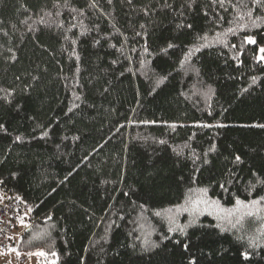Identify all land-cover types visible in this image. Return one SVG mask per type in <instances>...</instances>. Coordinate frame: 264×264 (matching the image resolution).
<instances>
[{
    "label": "trees",
    "instance_id": "16d2710c",
    "mask_svg": "<svg viewBox=\"0 0 264 264\" xmlns=\"http://www.w3.org/2000/svg\"><path fill=\"white\" fill-rule=\"evenodd\" d=\"M90 2L0 0V89L12 93L10 103L0 99L6 128L0 131V195L19 196L31 220L17 249L31 264H48L29 260L27 252L37 250L55 251L57 264H188L190 256L197 264H264V250L242 260L240 253L250 249L246 236L237 239L245 235L238 230L190 228L189 252L181 239L141 253L136 239L141 225H151V240H161L167 225L151 211L181 202L193 177L191 149L202 153L216 145L193 186L209 187V196L222 205L264 195V184L252 196L245 191L264 179V128L250 126L264 124V63H256L253 45L232 58L246 36L264 46V9L248 0L252 19L261 17L254 27L246 16L236 19L238 0L224 8L210 0H196L192 8L185 0H169L171 8L162 6L164 0ZM44 12L52 15L40 24ZM178 23L192 27L177 29ZM217 33L226 44L217 42ZM204 35L210 46L181 69L183 52ZM169 42L178 47L159 54ZM164 75L168 79L156 87ZM236 154L244 161L239 166L230 163ZM227 169L232 172L225 175ZM230 177L224 192L217 184ZM190 219L179 217L181 223ZM200 223L217 221L202 216ZM41 233L45 239H33Z\"/></svg>",
    "mask_w": 264,
    "mask_h": 264
},
{
    "label": "snow or ice",
    "instance_id": "6c2138e0",
    "mask_svg": "<svg viewBox=\"0 0 264 264\" xmlns=\"http://www.w3.org/2000/svg\"><path fill=\"white\" fill-rule=\"evenodd\" d=\"M129 4L132 3V0H127ZM65 3H67V0H65ZM108 3L111 4L112 0H108ZM196 3V0H185V5L188 8H192L193 5ZM226 3H230V0H210V4L212 5H219L221 8H224ZM251 3L254 8L256 9H264V0H251ZM90 7H96V0H91ZM166 8H171L172 4L169 3V0H164V3L162 5ZM184 5H182L183 7ZM240 8L245 9L243 13L239 11ZM227 10V9H225ZM27 11V9H26ZM43 12V9L41 10ZM73 11H77V9H73ZM144 15H149L148 8L143 9ZM83 14V13H81ZM52 14L49 12H44L43 16L40 17V19L37 21L40 24H46V20L44 17L51 16ZM59 15V13H57ZM183 15V13H181ZM207 15V13H205ZM248 17L249 19L253 18V8H250L248 5V0H238L237 3V20H244V18ZM223 17H220L222 19ZM261 17H256L255 19H252V24L255 27L256 26V20L260 19ZM30 19V18H29ZM3 22L0 21V24ZM22 23L27 24L28 21H22ZM58 27L63 28V25H58ZM141 28H144L145 25H141ZM177 29H184V28H191V24H183L178 23L176 25ZM241 29H244L246 25L241 24L239 25ZM29 31H32V28L29 27ZM228 33L235 34V29L229 28ZM137 36H140L141 33L137 32ZM226 36L227 33H224ZM64 39H68L67 36L64 37ZM217 42L226 44L225 40L221 39V34L217 33L216 36ZM72 44H75L76 41L72 40ZM96 43H99V40L96 41ZM253 45L255 47V60L256 63H264V46H258L257 41L252 36H246L244 38V41L242 42L239 49H237V55L233 56L232 58L234 60L239 59V56H242L244 53L241 50L244 45ZM210 46V42L208 41V37L206 35L199 36L196 38L194 43L191 47H189L186 51L183 52L182 59L179 60V66L181 69H187L189 65H191V57L195 53H198L201 51L202 48H206ZM115 47V45H113ZM178 45L169 42L166 47H163L159 50V54L167 55L170 49L176 48ZM232 48H237V45L232 44ZM145 54H150V51L147 46L144 48ZM77 60H79V56L76 57ZM143 63V61H142ZM242 63V61H241ZM168 75H171L169 73ZM168 75L159 76L155 81V86L159 87L160 84H162L165 80L168 79ZM257 82V78L255 76L252 77V85H255ZM251 87V85H250ZM0 91H5V95L0 97V99L6 100L7 102H11L8 100V97L12 95L11 92H7L6 90L0 89ZM244 92H247L248 89L245 88L243 90ZM211 92V89H207L203 94L208 95ZM76 99L79 100L80 97L77 95ZM78 106V105H77ZM69 111H72V109H69ZM199 127H210L212 125L208 124H202L198 125ZM217 127H220L222 125H215ZM251 127H258V128H264V124H257V125H250ZM171 127L174 129L176 126L171 125ZM0 131H6L5 125L0 123ZM48 133L45 131L43 133V136H47ZM21 137L17 136L15 138L14 142H20ZM160 144H164V140L159 141ZM185 147L191 148L190 145H185ZM216 145L211 144L207 150L203 151L202 153H197L195 149H191V156L189 157L191 160V163L193 165V177L191 180V183L187 186V190L182 194L181 202L176 203L175 205L171 207H165L160 208L157 210H152L151 215L159 218V220L167 225L166 231L162 234L161 240L159 242L151 240V235L154 229L151 228V225H149L148 228H144V225H141L142 234L141 236L136 237V239L140 240V249L141 253H151L152 251L159 249L161 245L165 241H172L175 244H181V239H184V243L182 244V248L185 252H189V243L190 241L187 240V237L189 235L188 229L193 227H212L219 229L221 233L228 232L230 230H238L240 232L245 233V235L238 236L237 239L240 241H243L245 239V236L247 237V247L249 250H244L240 253V256L242 260L249 261L251 260L257 250H264V195H260L257 198L244 200L239 197H235L234 203L231 207H226L222 205L220 199H214L209 196V187H199V186H193L196 185V173H198L201 169V167L208 165L211 163L209 156L212 153L216 152ZM174 151H176L174 149ZM182 153L180 151H176V155L180 156ZM225 159H228L227 157ZM2 163V161H0ZM230 163L233 166H239L240 164H243L244 161L242 157L238 154L234 155ZM232 169H227L225 175H228V173H231ZM253 176H256V173H253ZM231 177L229 180H226L224 182H219L217 186L224 192L229 191L228 184L230 183ZM181 183H183V177H180ZM4 184V180L0 178V185ZM258 184H264V179H257L256 183H249L248 186L245 188V191L248 193L249 196H252L253 192L255 191ZM125 196H128V192L123 193ZM4 199H11L10 197H7L6 195H0V202H2ZM17 201H20V197L17 196L15 198ZM135 203V202H133ZM142 211H149L145 208L143 204L139 205ZM28 211H32L31 208L28 209ZM187 215V217H190V221L187 223H181L179 220V217L183 215ZM202 216H211L217 223L212 225H204L200 223V217ZM122 218V217H121ZM48 219H51L49 216ZM20 226L27 227V225L24 222L23 218H19L18 220ZM47 236V233H41L33 237V239H45ZM8 239H12V237H8ZM21 239H23L21 237ZM132 248H136L137 245L133 243L130 245ZM15 251L17 258L20 257L21 253L18 249H12ZM27 257L29 260L33 257L36 258H43L45 261L48 262V264H57L58 261V254L55 251H44V250H37V251H29L27 252ZM49 257H52L53 259L51 261L48 260ZM188 264H197V260L190 256L188 259Z\"/></svg>",
    "mask_w": 264,
    "mask_h": 264
},
{
    "label": "built area",
    "instance_id": "2783aa9c",
    "mask_svg": "<svg viewBox=\"0 0 264 264\" xmlns=\"http://www.w3.org/2000/svg\"><path fill=\"white\" fill-rule=\"evenodd\" d=\"M23 218L27 227L20 226L18 220ZM31 225L27 207L15 198L0 202V264H29L24 255L17 258L15 251L17 241ZM12 237V239H8ZM13 258H9V255Z\"/></svg>",
    "mask_w": 264,
    "mask_h": 264
},
{
    "label": "rangeland",
    "instance_id": "374dc122",
    "mask_svg": "<svg viewBox=\"0 0 264 264\" xmlns=\"http://www.w3.org/2000/svg\"><path fill=\"white\" fill-rule=\"evenodd\" d=\"M29 227H30V226H29ZM9 258H13V255L10 254V255H9ZM28 263L31 264L30 261H28ZM32 264H36L35 261H33Z\"/></svg>",
    "mask_w": 264,
    "mask_h": 264
}]
</instances>
